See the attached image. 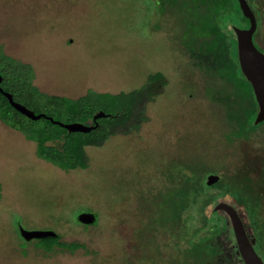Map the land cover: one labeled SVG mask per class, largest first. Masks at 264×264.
<instances>
[{
  "label": "rangeland",
  "instance_id": "1",
  "mask_svg": "<svg viewBox=\"0 0 264 264\" xmlns=\"http://www.w3.org/2000/svg\"><path fill=\"white\" fill-rule=\"evenodd\" d=\"M177 18L174 9L161 15L155 0H0V45L31 66L43 94L127 92L156 71L167 80L138 128L85 146L83 169L65 171L37 157L35 140L0 123V264H168L160 259L173 250L165 237L160 249L139 238L146 199L184 173L210 171L227 180L238 174L235 152L264 151V120L240 124L224 111L221 93L190 87L199 77L175 41ZM230 19L243 23L239 15ZM14 99L49 112L16 93ZM254 166L241 168L256 186L262 172ZM81 212L95 213L96 223L84 228ZM20 227L60 231L63 241L82 247L46 256L29 250L39 242H26Z\"/></svg>",
  "mask_w": 264,
  "mask_h": 264
},
{
  "label": "trees",
  "instance_id": "2",
  "mask_svg": "<svg viewBox=\"0 0 264 264\" xmlns=\"http://www.w3.org/2000/svg\"><path fill=\"white\" fill-rule=\"evenodd\" d=\"M159 5L166 6L163 9L161 7V12L174 9L178 15L176 22L179 31L175 41L183 55L187 56V66L191 68L192 64L215 83L218 79L222 80L223 86H227L211 92L221 93L218 101L224 111L240 124L251 122L257 111L252 88L244 77H241L244 82L240 80L239 74H242L236 58L235 40L224 37V41L221 35L222 29L228 24L238 25L230 17L239 15L246 21L236 0H160ZM207 32L212 33L213 39H196L197 35ZM5 62L2 86L4 90L12 92L13 97L16 93L43 108L48 105L49 112L43 113L53 119L55 116L51 113L58 112L67 117L68 122L97 123L88 132H68L47 118L40 117L46 122L39 126L37 120L24 116L0 94V119L35 140L37 157L65 171L88 166L85 146L101 145L117 131L128 133L138 128L147 119L145 105L160 94L167 84L165 76L156 71L148 75L144 85L127 92L112 94L87 91L71 99L38 91L32 83L33 73L29 64L8 58ZM99 110L108 115L93 121V115ZM208 173L210 171L192 175L184 173L151 196L146 201L148 205H143L147 211L148 228L166 231L150 232V241H155L159 235L166 236L165 242L173 238V250L168 252L166 258H160L168 264H243L237 248L228 241L232 237L228 235L223 212L210 210L219 198H232L238 205L244 206L257 236L261 238L264 232V220H259L256 215L259 194L249 183L242 184L245 180L250 182L249 177L244 178V174L243 177H240L241 174L231 176L229 187H225L223 178L207 185L204 178ZM220 236L223 238L219 239ZM38 241L45 248H50L56 238L46 237ZM62 244L69 250L82 247L77 242Z\"/></svg>",
  "mask_w": 264,
  "mask_h": 264
},
{
  "label": "water",
  "instance_id": "3",
  "mask_svg": "<svg viewBox=\"0 0 264 264\" xmlns=\"http://www.w3.org/2000/svg\"><path fill=\"white\" fill-rule=\"evenodd\" d=\"M238 3L242 14L248 18L249 26L246 29L233 26L236 35L237 59L241 72L252 86L258 105V110L254 119V123L256 124L264 119V53L260 52L252 41V33L256 27V20L252 10L246 0H238ZM0 92L7 98L9 104L13 108L31 120L45 117L52 123L65 128L68 132H88L97 126L96 122L92 124L82 122L65 123L55 120L45 113H35L24 104L15 101L12 94L4 91L1 87ZM107 115L108 114L104 111L99 110L93 115L92 120L95 121L97 118ZM218 178V175L210 173L206 176L205 183L207 185L213 184ZM213 210H222L228 215L233 235L231 244L237 248L243 264H264L262 258L255 251L253 241L250 240L237 210L225 201H218L214 205ZM77 220L85 224H90L94 222L95 215L92 212H81L78 214ZM20 234L25 240L53 237L56 235V233L51 230H27L21 227Z\"/></svg>",
  "mask_w": 264,
  "mask_h": 264
},
{
  "label": "flooded vegetation",
  "instance_id": "4",
  "mask_svg": "<svg viewBox=\"0 0 264 264\" xmlns=\"http://www.w3.org/2000/svg\"><path fill=\"white\" fill-rule=\"evenodd\" d=\"M155 1H156L157 5L160 7V12H161V7H162V9L166 8V6H164V5L163 6L159 5L160 0H155ZM236 2H237V6H238V8L240 10L238 0H236ZM246 2L248 3L250 9L252 10V12L254 14V17H255V20H256V27H255L254 32L252 33V41H253L255 47L260 52L264 53V3H263V0H246ZM240 12H241V10H240ZM163 13L164 12H161V15ZM241 15L246 19V21L243 20V23L241 25L228 24L227 26H225L222 29L223 30V34L221 33L222 38L225 37V38H228V39H230V38L234 39L235 40V45H236V35H235V32H234L233 26H236V27H239V28H242V29H246L249 26L248 18L245 17L242 14V12H241ZM211 36H212V33L211 32H207V33H202L201 36L197 35L196 39L209 41V40L213 39V37H211ZM225 38H224V41H225ZM224 41H221V42L224 43ZM178 51H179V49H178ZM6 58H8L10 60H13V61H17L15 59L7 56L5 54V52L3 51L1 45H0V87L3 90H4V88L2 86V83L4 82V79H5V77L3 75V72H4V68H5V63H6L5 60H6ZM236 58H237V50H236ZM237 62H238V59H237ZM188 68H190V67H188ZM190 69L194 71V74H195L196 77H199L198 82L193 83V85H191V86L188 85V86H190L192 88H195V86H197V87H200L201 89H203V91L207 90V91L211 92V91H217V89L227 86V85L223 86L222 80H220V79L217 80L218 81L217 83L213 82V80L208 79V76H206L205 74H202L198 69H195V67L192 66V64H191V68ZM239 69H240V67H239ZM241 74H242V76L239 74L240 80L244 82V80H242L241 77L245 78V76H244V74L242 72H241ZM249 84H250V82H249ZM166 86H167V84L164 86V88ZM250 86H251V84H250ZM251 88H252V86H251ZM163 89H162V91H163ZM4 91H6V90H4ZM252 91H253V89H252ZM7 92H9V91H7ZM9 93L12 94V92H9ZM0 94H2V93L0 92ZM2 96H4V95L2 94ZM12 97H13V94H12ZM254 98H255V96H254ZM13 99H14V97H13ZM244 105H246V103H244ZM257 110H258V105H257ZM255 116H256V114H255ZM254 119H255V117H254ZM241 120L244 121V119H241ZM2 122L3 121L0 119V123H2ZM252 151L250 150L251 154H250L249 151H241L240 154L238 153L239 151L235 152L236 157L238 158L237 161H239V163H240L239 165L236 166L238 174H235V175L239 176L241 174L240 177H243V174H244V178H246V177H248L245 174L246 170L242 169L241 167L245 168V167L249 166L250 168L253 167V169L255 167L254 165L259 167V171H261L262 173L261 174H257V183H255L256 186L255 185L254 186L252 185V186L254 187V190L256 191V193L259 194V197H260V198H258L259 202H258V206H257V209H256V215H257L259 220H264V175H262L263 172H264V151L256 150V151H254V153ZM247 153L250 154V155H248ZM210 173H208V174H210ZM213 174H215V173H213ZM216 175H218V174H216ZM206 176L204 178V181L206 180ZM231 176H234V175H230L228 177V179L225 180L226 184H230L229 181H230V177ZM219 179H220V176H219L218 180ZM216 182H214V183H216ZM245 183L246 184H248V183L250 184V182H248L246 180L242 181V184H245ZM239 184H241V183H239ZM148 200L149 199H146V201H148ZM146 201L143 203V205H148ZM218 201H225V202L231 204L237 210L238 214L240 215V217H241V219H242V221L244 223L245 230H246L250 240L253 239L252 241H253V246H254L255 251L258 253V255L264 261V232H262L261 238L257 236V233H256V231L254 229V226L251 224L250 217H249V212H247L246 208L244 206L238 205L232 198H219L216 202H214L211 205L210 210H213L214 205ZM145 211H146V209H145ZM219 211H222V210H219ZM94 215H95V213H94ZM223 216L225 217L226 222H227L228 235H230L232 237L231 238L232 240L230 239L228 241L231 242V241H233V235H232L231 225H230V222H229V217H228L227 214H225V212H223ZM96 219L97 218H96V215H95V220H94L93 223H90V224H85V223H82V222H80V223L83 225L84 228H87L88 226H93L96 223ZM142 223H144L143 227H142L144 232H138V235H139V238L141 239L142 244L145 247H147V248H152L153 247V248L159 249V246L161 247L159 240H160V237L162 235L161 236L160 235L157 236L155 241H153V240L150 241V239H149L150 232H166V231H164L163 229H160V228L155 229V230L148 228L147 221H145V222L142 221ZM53 232L56 233V235L53 236V238H56V242L53 245H51L50 248H45L44 246H42V245H40L38 243L37 245L36 244L31 245L29 250H34V251L36 250V252L37 251L41 252L43 255H46V256L49 255V254H52L53 252H57V251H63V252L65 250L73 251V250H69L67 246L62 244L63 242L64 243H67V242L62 240L61 234L58 233L60 231H53ZM175 232H178V231H175ZM19 234H20V228H19ZM20 236H21V234H20ZM162 237H166V236H162ZM36 239L39 240V239H42V238H32V239H29V240H25V239L24 240L26 242H30L31 240H36ZM147 241H149V242L146 243ZM155 242L158 244V246L156 245ZM168 243L172 246L173 238H170V239L168 238Z\"/></svg>",
  "mask_w": 264,
  "mask_h": 264
}]
</instances>
